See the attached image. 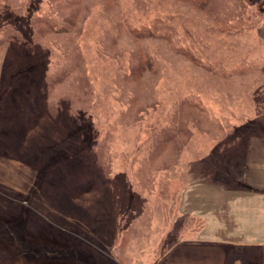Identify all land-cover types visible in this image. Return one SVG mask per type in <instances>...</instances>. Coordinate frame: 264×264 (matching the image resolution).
Segmentation results:
<instances>
[{
	"label": "rangeland",
	"instance_id": "1",
	"mask_svg": "<svg viewBox=\"0 0 264 264\" xmlns=\"http://www.w3.org/2000/svg\"><path fill=\"white\" fill-rule=\"evenodd\" d=\"M49 1H36L33 12ZM91 1H81L83 11ZM119 1L125 14L138 11H129L133 0ZM141 1L139 26L163 33L146 30L149 71L124 83L129 64L141 60L130 57L125 38L108 40L111 15L87 11L81 43L96 98L73 105L82 107L76 117L62 112L60 129L36 127L19 139L31 116L19 105L30 104L32 83L59 70L60 51L12 60L15 83L0 118V264H221L240 253L242 264L259 262L240 244L264 245V226L231 219L226 202L253 193L264 199V188L238 191L230 182L264 180L250 168L264 167V0H208L203 12L211 18L182 0ZM222 12L227 20L217 19ZM2 15L0 24L14 23ZM26 18L16 19L25 27L16 33L29 34ZM73 89L83 91L77 81L63 94ZM153 98L156 105L138 119L139 103L147 107ZM192 100L198 108L184 104ZM174 115L185 117L180 127ZM255 217L264 225V216Z\"/></svg>",
	"mask_w": 264,
	"mask_h": 264
},
{
	"label": "trees",
	"instance_id": "2",
	"mask_svg": "<svg viewBox=\"0 0 264 264\" xmlns=\"http://www.w3.org/2000/svg\"><path fill=\"white\" fill-rule=\"evenodd\" d=\"M36 1L38 0H0V20L4 18L2 14L9 13L12 16V21L14 22L12 23L11 20L9 21L8 19L4 20L2 24H0V118L2 117L1 109L6 100L7 93L15 83V80L12 79L9 74V68L13 64L12 60H17L18 64L20 61L25 62L27 58L30 60L31 56H25L29 55L28 51L37 53L45 51L46 54L51 56L56 52V49H58L61 53H59L60 56L59 54L55 53L56 57H59V60H62L61 63H58L56 65L59 70H56L55 73L54 71L53 73H49V71H47L43 78H38L39 83H30L32 88H35L36 84L38 85L36 92H34L29 105L27 103V105H19L21 107V110L23 111L25 107H30L31 109V116L29 118L30 120L26 121L24 128L20 131L19 139L22 137L23 140L27 133H29L36 127L39 131L45 130L46 132L47 130L51 131L54 126H56V129H60L61 125L58 124L57 119H60L59 117L61 116L62 112H67L69 115L71 114L76 117V114L81 113L80 110H82V107L75 109L73 108V105L77 106L84 100L87 101L89 99L96 98V96L94 95L95 89L93 88L92 79H90V71L88 70V61L86 60L83 45L81 43L84 42L82 41V34L87 24L86 21L88 17L85 16L87 15V11L92 13L95 8L101 7V9H104L106 11V15H111L110 19H113L111 25L114 31L110 35L107 34L108 40L110 38V40L112 39V42H116L117 40L120 42L121 39L125 38V49L127 47H130V50L128 51V53H130L131 51L130 57L134 55L136 59L141 60L140 63L131 62L129 64V72L121 78V80L123 79L124 83H133L134 81H137L136 79L140 78L142 73L149 71L148 60L150 54L148 51L147 43L149 39H147L146 37V30H152L153 32L159 31L163 35L158 27L149 26L148 24L145 25L146 27H143L142 25L139 26V23L141 22L140 15L146 10V5H143L141 0L132 1L134 5H131V9H129V11L134 9V7L138 10H135L133 16L130 14H125L124 7H121L123 9L122 12V9L119 7V0H92L86 6L84 11L82 8V0H59L61 4H59L60 6L58 7L56 5V0H50V4L47 10H43L40 6L38 12H33V9H35L34 3ZM182 1H185L186 4L190 3V8L192 7V9H194L196 13H200L202 15L204 14L203 11L208 7L207 3H209L207 2L208 0ZM199 5L202 9L198 8ZM228 8H230V6ZM25 15H28V18H26L25 20L28 21L30 25H28L29 34L16 33L18 29H21L22 31L25 30L23 23L15 26L16 22H20L16 19H20ZM207 15L208 16L204 14V16L211 18L210 14ZM217 19L223 21L227 20L226 14L222 12L221 15L217 17ZM172 23L173 19H171L168 23H165L163 26L165 28H169L172 26ZM225 30L227 31V29ZM134 41L140 43L141 47H135L131 49V46H134L132 44ZM27 45L29 46L27 47ZM170 47H172V45ZM176 48V53L183 55L186 59L181 56L179 57L183 58L187 62L189 61L190 65L193 64V61L199 64L198 60L193 55H191L190 57V52L186 50L187 48ZM116 59L117 58H115L114 60ZM15 69L17 68L15 67ZM77 81L78 84L82 85L83 91L78 90L77 92L73 89L68 94H63V90L68 89L72 84H77ZM31 87L29 86L30 91ZM126 91H129V89H127ZM153 101L154 98L152 99V101H150V106L148 105L147 107L143 106L144 103H139L142 106L137 110L138 112L135 109V115L138 116V114L141 112L142 114L138 116V119L144 116V111H149V108H152L151 105L155 104V102ZM189 102L190 104L192 103L194 107H199L198 104L194 102V100L187 101L184 104L188 105ZM129 103L130 104H128V107L130 108L133 105V102L129 101ZM131 114H133V112ZM188 115V113H185V116ZM172 119L173 125L176 128L182 125V123H179L178 121L184 122L182 121V119L185 120V117L182 116L180 118L179 115H174ZM78 120L79 119L70 118L69 121H73L74 124H78ZM175 128L173 130L175 131L174 133L179 130H184V128H178L177 130H175ZM16 141L18 140L16 139ZM171 141H173V139H171ZM28 148L30 149L29 146ZM162 148L163 146L159 144L156 150H161ZM17 150L20 149L17 148ZM96 151L94 153L93 151H87L88 153L86 154H95ZM26 152L27 150L24 152V154H26ZM95 162L98 165H103V163H101L99 159L94 161V163ZM89 165H91V163H89ZM96 180L94 178L90 181L92 186L97 185ZM250 252H252V250ZM241 256V253L237 256H233L226 263L233 264L239 259L242 262L244 259ZM249 262H247L246 264H258V259L255 262Z\"/></svg>",
	"mask_w": 264,
	"mask_h": 264
},
{
	"label": "crops",
	"instance_id": "3",
	"mask_svg": "<svg viewBox=\"0 0 264 264\" xmlns=\"http://www.w3.org/2000/svg\"><path fill=\"white\" fill-rule=\"evenodd\" d=\"M259 133H257L256 135L258 136ZM261 147L264 149V144H260ZM260 148V149H262ZM246 167L249 170V165L248 163H246ZM256 171H260L262 173H264V167H250ZM230 182H235L238 191H241V189H253V188H264V180H260L257 178H254L253 176L248 177V178H243V179H238V180H233ZM229 187V185H224L223 187ZM228 189H232V188H228ZM250 193L249 191L243 192V195ZM249 197L251 199H249ZM261 204H264V199L260 194L257 193H253L250 195H246L243 196L241 198L234 200H228L226 202V205L228 207V209L231 212V216L234 218H231L233 220H237V221H242V220H247L249 218H252L255 220L256 224L259 226H264L261 225L260 219L257 217H255V215H260V218L264 216V214L262 215L261 213ZM236 206V207H235ZM230 219V218H229ZM264 219V217H263ZM246 223V221H245ZM258 229H260L259 227H257ZM241 246H245V247H251L252 252L256 253L254 256H258L259 258V262L258 264H264V245H250V244H246V243H242L240 244ZM237 246V245H235ZM234 246V247H235ZM225 256V255H224ZM223 262L221 264H227L224 261V258L222 260ZM249 262V261H248ZM254 262V261H253ZM250 263V262H249ZM233 264H242L240 261H235Z\"/></svg>",
	"mask_w": 264,
	"mask_h": 264
}]
</instances>
